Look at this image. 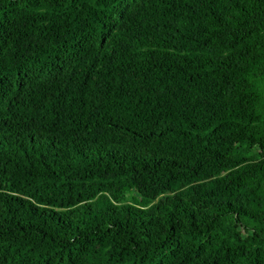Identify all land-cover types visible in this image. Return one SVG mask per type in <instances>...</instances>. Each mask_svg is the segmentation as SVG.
<instances>
[{"label":"trees","instance_id":"trees-1","mask_svg":"<svg viewBox=\"0 0 264 264\" xmlns=\"http://www.w3.org/2000/svg\"><path fill=\"white\" fill-rule=\"evenodd\" d=\"M0 264H264V0H0Z\"/></svg>","mask_w":264,"mask_h":264}]
</instances>
